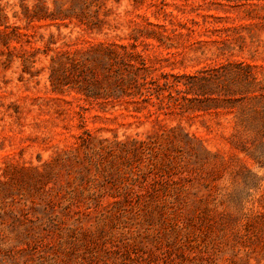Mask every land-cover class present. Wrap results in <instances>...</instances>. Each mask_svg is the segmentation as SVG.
<instances>
[{
  "label": "rangeland",
  "instance_id": "374dc122",
  "mask_svg": "<svg viewBox=\"0 0 264 264\" xmlns=\"http://www.w3.org/2000/svg\"><path fill=\"white\" fill-rule=\"evenodd\" d=\"M0 264H264V0H0Z\"/></svg>",
  "mask_w": 264,
  "mask_h": 264
},
{
  "label": "trees",
  "instance_id": "16d2710c",
  "mask_svg": "<svg viewBox=\"0 0 264 264\" xmlns=\"http://www.w3.org/2000/svg\"><path fill=\"white\" fill-rule=\"evenodd\" d=\"M233 75L234 78H239V62H231L227 64H221L208 71V69L202 70L201 74L190 75V82L192 87L195 88V93L197 95L209 96L211 92L207 90L206 87H210L216 80H219L222 76ZM238 90L227 89L225 94L237 93Z\"/></svg>",
  "mask_w": 264,
  "mask_h": 264
}]
</instances>
